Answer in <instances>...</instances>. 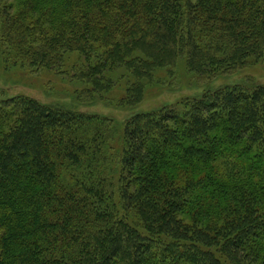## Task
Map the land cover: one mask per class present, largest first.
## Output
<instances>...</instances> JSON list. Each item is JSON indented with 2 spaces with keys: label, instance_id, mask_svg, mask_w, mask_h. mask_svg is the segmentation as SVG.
<instances>
[{
  "label": "trees",
  "instance_id": "obj_1",
  "mask_svg": "<svg viewBox=\"0 0 264 264\" xmlns=\"http://www.w3.org/2000/svg\"><path fill=\"white\" fill-rule=\"evenodd\" d=\"M263 55L264 0H0V64L76 58L80 93L102 99L123 69L126 105L180 58L214 78ZM114 131L0 99V264H264V84L137 113L117 147Z\"/></svg>",
  "mask_w": 264,
  "mask_h": 264
},
{
  "label": "rangeland",
  "instance_id": "obj_2",
  "mask_svg": "<svg viewBox=\"0 0 264 264\" xmlns=\"http://www.w3.org/2000/svg\"><path fill=\"white\" fill-rule=\"evenodd\" d=\"M77 61L76 58H72L71 67L64 73L54 69L31 71L0 64V99L25 95L44 104L64 106L74 111L106 118L115 127L113 141L117 147L121 142L124 123L137 113L157 110L172 105L181 98L198 97L205 91L228 85L242 84L252 87L264 84V55L257 61H251L248 66L214 78L202 77L190 71L186 60L180 58L175 66L158 69L151 79L144 81V95L139 103L126 105L121 100L127 95V81H131L132 78L130 76L127 80L118 78L119 72L126 75V71L119 69L118 73H114L115 88L104 99L88 97L80 93L83 83L72 76V64ZM114 170L116 168L112 174ZM115 198L118 201L117 194ZM116 211L120 216L126 215L120 204ZM135 217L136 215H133L131 220L138 225Z\"/></svg>",
  "mask_w": 264,
  "mask_h": 264
}]
</instances>
